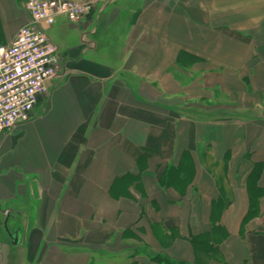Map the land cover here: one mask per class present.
I'll use <instances>...</instances> for the list:
<instances>
[{
    "label": "crops",
    "instance_id": "obj_1",
    "mask_svg": "<svg viewBox=\"0 0 264 264\" xmlns=\"http://www.w3.org/2000/svg\"><path fill=\"white\" fill-rule=\"evenodd\" d=\"M79 1L0 133V264H264V0ZM29 19L0 0V46Z\"/></svg>",
    "mask_w": 264,
    "mask_h": 264
},
{
    "label": "built area",
    "instance_id": "obj_2",
    "mask_svg": "<svg viewBox=\"0 0 264 264\" xmlns=\"http://www.w3.org/2000/svg\"><path fill=\"white\" fill-rule=\"evenodd\" d=\"M29 22L0 46V133L28 121L40 96L49 92L57 72V46L46 29L59 15L76 22L91 5L79 0H23Z\"/></svg>",
    "mask_w": 264,
    "mask_h": 264
},
{
    "label": "trees",
    "instance_id": "obj_3",
    "mask_svg": "<svg viewBox=\"0 0 264 264\" xmlns=\"http://www.w3.org/2000/svg\"><path fill=\"white\" fill-rule=\"evenodd\" d=\"M148 259L155 264H186L184 261L175 260L163 254H150ZM126 264H139V262L132 260Z\"/></svg>",
    "mask_w": 264,
    "mask_h": 264
},
{
    "label": "water",
    "instance_id": "obj_4",
    "mask_svg": "<svg viewBox=\"0 0 264 264\" xmlns=\"http://www.w3.org/2000/svg\"><path fill=\"white\" fill-rule=\"evenodd\" d=\"M32 187H33L34 194L36 195V184L33 183ZM4 229L8 233V236L10 238L11 243L12 244H18L19 243V238H20V236H19V228L16 229L13 233H10L8 228H7L6 221H5L4 222Z\"/></svg>",
    "mask_w": 264,
    "mask_h": 264
},
{
    "label": "rangeland",
    "instance_id": "obj_5",
    "mask_svg": "<svg viewBox=\"0 0 264 264\" xmlns=\"http://www.w3.org/2000/svg\"><path fill=\"white\" fill-rule=\"evenodd\" d=\"M117 262H124V259L118 260ZM105 264H109V262H106Z\"/></svg>",
    "mask_w": 264,
    "mask_h": 264
}]
</instances>
